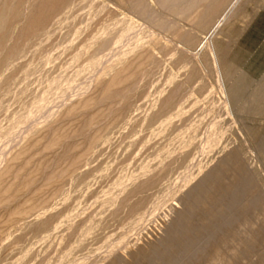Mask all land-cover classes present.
I'll list each match as a JSON object with an SVG mask.
<instances>
[{"label":"rangeland","instance_id":"obj_1","mask_svg":"<svg viewBox=\"0 0 264 264\" xmlns=\"http://www.w3.org/2000/svg\"><path fill=\"white\" fill-rule=\"evenodd\" d=\"M0 264H264V0H0Z\"/></svg>","mask_w":264,"mask_h":264}]
</instances>
